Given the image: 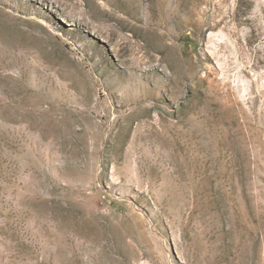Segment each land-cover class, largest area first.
<instances>
[{"label":"rangeland","instance_id":"obj_1","mask_svg":"<svg viewBox=\"0 0 264 264\" xmlns=\"http://www.w3.org/2000/svg\"><path fill=\"white\" fill-rule=\"evenodd\" d=\"M0 264H264V0H0Z\"/></svg>","mask_w":264,"mask_h":264},{"label":"bare ground","instance_id":"obj_2","mask_svg":"<svg viewBox=\"0 0 264 264\" xmlns=\"http://www.w3.org/2000/svg\"><path fill=\"white\" fill-rule=\"evenodd\" d=\"M203 1H205V0H193V6H195V5L199 6ZM186 15H187L186 19H187L188 23L192 24L194 22L196 25H198V23H201L200 20L195 18V15H197L195 8L194 9L193 8L188 9ZM231 19L234 20L237 24H241V23L249 20V18H244L243 15L239 12L232 13ZM222 20L212 18L209 20V22L206 23V25L208 26V28L214 29L220 25ZM253 23L255 24V26L257 28L255 29L256 33H253L251 35H252V37L258 38L262 34V27L258 23L257 18H253ZM253 41H255V40H253ZM212 55L215 58H218V60H219V52L214 51V52H212ZM206 59L211 60V56L206 55ZM187 62H188V68H187L186 74L190 75L191 70L193 68V63L191 62V59H189V58H188ZM228 69H229V67L226 63H220V67L215 66L209 74L210 75H218V73L220 71H222L224 74L225 73L227 74ZM192 86L196 90H199V91L202 90L203 93L201 95H197L195 97L194 104L190 108V118H195L197 114H199L203 118H207L208 122L211 119L214 122V119L218 118V119H215L213 126H214V135L219 136V133L221 132V129H222L223 125L225 124V120L223 119L224 117H222V115L220 116L218 114V113L222 112V111H220V107H222V106H221V104L218 103L217 100H218V96H221V98H222V100H224V102L229 101V99L227 98L226 95L221 94V91L225 90L227 87L231 86L230 82L227 80L226 77L220 78V77L214 76L211 79L200 77L196 82L193 83ZM198 105H204L205 110L203 111V115H202V112L196 111V108ZM142 118H147V117L145 115ZM233 135H234V133H233ZM219 138H220V136H219ZM216 143L218 144V146H222L221 141L218 142V140H217Z\"/></svg>","mask_w":264,"mask_h":264}]
</instances>
